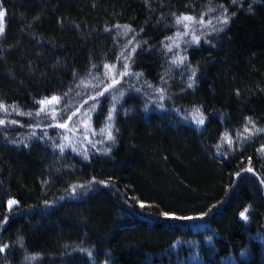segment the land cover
<instances>
[{
    "label": "trees",
    "instance_id": "obj_1",
    "mask_svg": "<svg viewBox=\"0 0 264 264\" xmlns=\"http://www.w3.org/2000/svg\"><path fill=\"white\" fill-rule=\"evenodd\" d=\"M0 11V264H264V0H0ZM181 16L194 18L187 29ZM193 29L200 42L186 45ZM132 47L128 70L142 75L89 100ZM53 96L50 120L37 102ZM78 107L76 151L61 153L65 130L48 125Z\"/></svg>",
    "mask_w": 264,
    "mask_h": 264
},
{
    "label": "snow or ice",
    "instance_id": "obj_2",
    "mask_svg": "<svg viewBox=\"0 0 264 264\" xmlns=\"http://www.w3.org/2000/svg\"><path fill=\"white\" fill-rule=\"evenodd\" d=\"M233 2L235 3L236 0H233ZM225 12H226V10H225ZM4 16H5V12L4 11H0V35H2L4 33V31H5L4 24H3ZM193 19L194 18L191 17V16H181V17H177L176 18L175 23L177 25H182L184 29H187L189 27V24L187 22H192ZM228 20H229V18L225 14L222 17H218L217 23L226 25L228 23ZM197 23H200L201 25H203V20H201V21H199ZM208 23L211 24L212 21H208ZM116 27L119 28L120 26L117 25ZM124 30H125V34H127L128 31H131V29H128L127 26H124ZM213 30L214 31H221L222 29L215 28L213 26ZM194 33H195V29H193L192 38L190 40H185L184 41V43L186 45L193 44V43L197 44V45L199 44L200 37L196 36ZM183 35L187 36V35H189V33L187 31H185L183 33ZM178 38H179V34L177 35L176 38H173V37H169L168 38V40L171 41L170 44H166L165 45V48H166V50L168 52H173V47H175L177 50H179L180 45H179V43H177V39ZM126 51H128V56H126V57L123 55V53H121V57H123V63L121 64V67H122L123 70L119 73V79H117L115 77H112L110 79V82L108 83V85L103 87V88H101L98 92H96L95 95H90L88 97L89 100L96 101V103L98 104L99 97L103 96L105 92L109 91L112 87H115V85L119 84L120 83V79H122L124 76L132 75V76H135L138 79L142 75V73H130L129 70H128L127 61L131 58V54L135 52V47H132L131 49H126ZM121 57H117V60L119 61L121 59ZM186 59H187L186 56H181L177 52V53L173 54L172 63L179 67V66H182V65L185 64ZM113 67H115V66L114 65H104V68L107 69V70H111ZM194 83H195V70L192 71L191 76L189 77L188 87L191 88ZM97 87H98V85H97ZM154 91H157L159 93V98L161 100L164 98L163 97V89H156ZM122 94L123 93H121V95ZM113 99L115 100L116 98L113 97ZM59 102H60V97L53 96L50 99H45V100H42V101H38L37 103H38V105L41 106L40 111L41 112H45V109L43 107L44 105H51L53 103H59ZM87 103H88V100H85L84 104H87ZM79 107H83V104H81ZM79 107L75 111H73L71 113V115H66L65 123H56V124H49L48 125L49 127H59L61 129L65 130V132L63 133V139L66 142L56 145L59 148L61 153H63L64 150L66 148H69V147L72 148L73 151H76L75 145L72 144L71 141H69L68 132H71L73 130L69 129L68 121H71L73 116H77V118H79ZM95 107H96V104L89 105V108L86 110V112L87 111H94ZM67 110H68V105L66 104L64 111L67 112ZM0 111L8 112V108L5 107L4 105L0 104ZM53 111H55V109H53ZM114 111H115L114 107H113L112 110L109 111V114H108V116L106 118L107 119V123H106L104 128L100 129V133H99L102 136L106 135V139L107 140H113L114 139V137L112 135V131H111V122L113 120ZM20 114L23 115L24 113H20ZM28 115H32V114L28 113ZM36 115H40V112L36 113ZM45 115L50 120L55 119L54 116L49 115L47 112H45ZM192 118L195 119V122H196L197 125H201L202 126L204 124V118H203L202 114L200 113V109H195L194 110ZM11 123H16V121H11ZM5 124H6V121L3 120V119H0V126H4ZM257 131H261V130L258 129ZM95 134L96 133L93 130V135H95ZM32 135H35V132H33ZM44 135H46V132L44 133ZM85 138H87V137H85ZM247 171L253 172V169L252 168H248ZM262 183H264V181H262ZM74 188H75V186H74ZM17 204H18V201L15 200V199H11V200L7 201V205H8L9 210L12 208L13 205H17ZM141 206H143V205H141ZM241 216H242V218L247 219V217L244 215V213H241ZM4 222L6 223L7 221L5 220ZM5 248H7V245H5L4 247H0V253L4 252Z\"/></svg>",
    "mask_w": 264,
    "mask_h": 264
}]
</instances>
